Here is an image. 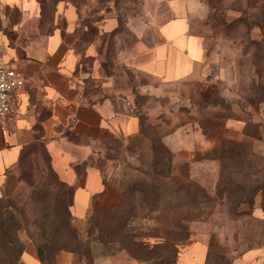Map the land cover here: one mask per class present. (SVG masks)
<instances>
[{
    "label": "crops",
    "instance_id": "1",
    "mask_svg": "<svg viewBox=\"0 0 264 264\" xmlns=\"http://www.w3.org/2000/svg\"><path fill=\"white\" fill-rule=\"evenodd\" d=\"M208 11L205 0H56L44 20L39 0H0V54L24 78L10 112L0 117V178L41 143L70 188L78 230L97 200L116 205L120 186L106 182L97 158L107 143L140 132V111L149 117L173 111L166 103L182 83L219 79L222 94H239L235 57L208 49ZM257 118L264 134V115ZM225 124L240 126L242 120L229 117ZM163 140L188 160L209 146L202 130L187 123L176 124ZM253 214L264 220L260 199ZM195 225L174 264H264V233L234 249L227 261L214 262L208 232ZM92 240L94 260L102 264ZM22 259L42 264L32 247ZM55 259L72 264L74 252L62 249Z\"/></svg>",
    "mask_w": 264,
    "mask_h": 264
},
{
    "label": "rangeland",
    "instance_id": "2",
    "mask_svg": "<svg viewBox=\"0 0 264 264\" xmlns=\"http://www.w3.org/2000/svg\"><path fill=\"white\" fill-rule=\"evenodd\" d=\"M55 1L39 0L44 20ZM205 1L208 49L235 57L240 95L222 94L219 79L182 83L166 103L173 111L155 117L140 111L145 115L141 132L107 143L97 162L106 182L122 187L123 197L114 210L97 200L90 219L114 245L110 249L92 238L102 264H173L175 252L194 237L195 223L209 234L214 262L227 261L234 249L263 238L264 220L253 210L256 199L264 206V134L257 118L264 115V0ZM140 100L142 105L146 99ZM229 117L242 125H226ZM180 123L200 128L209 140L190 160L163 140ZM69 197L70 188L57 180L43 145L32 144L0 178V264H11L20 247L24 263L28 247L40 260L75 243L66 212ZM90 220L83 231L76 227L81 237ZM122 245L133 254L119 249ZM72 264L89 263L74 253Z\"/></svg>",
    "mask_w": 264,
    "mask_h": 264
},
{
    "label": "trees",
    "instance_id": "3",
    "mask_svg": "<svg viewBox=\"0 0 264 264\" xmlns=\"http://www.w3.org/2000/svg\"><path fill=\"white\" fill-rule=\"evenodd\" d=\"M226 27H229V25L226 26ZM229 28H230V27H229ZM262 97H263V95L261 94L260 98L263 99ZM139 116H140V121H141V129H140V132H141V130H142V120L144 119L145 115L141 113V114H139ZM25 151H26V150H25ZM25 151H24V152H25ZM24 152H23V153H24ZM23 153H22V155L20 156L19 161H20V159L22 158ZM18 163H19V162H18ZM49 164H50V163H49ZM50 167H51V166H50ZM51 170L53 171L52 168H51ZM53 173L55 174L54 171H53ZM55 176H56V174H55ZM56 178H57V180H58L59 182H61L66 188H69L68 185H67L66 183L60 181V180L58 179L57 176H56ZM120 190H121V192H120V199H119V202H118L116 205L103 206L104 208H106V209H110V210H114V209H116V208L118 207V205H120L121 199H122V197H123V192H122V187H121V186H120ZM69 198H70V201H69V203L67 204L66 212L68 213V216L70 217V223L72 224V225L70 226V228L76 233V234H75V240H74L75 243L61 245V246H59V247L56 249V251H54L53 253L49 254L48 256H45V257L40 256L41 263H42V264H56L55 259H54L55 254H56L59 250H61V249H67V250L69 249V250L73 251L74 253L78 254L79 259H80L81 257H85V258L88 260V263H89V264H100V263H98V262H96V261L94 260V257H93V255H92L91 245H90V242H91L92 238H93V237L96 238V239H97V240H98L103 246L108 247V248H110V249H112L114 245L111 244V241H110V239H108V236H107V234H106V230H105L103 227L99 226V225L97 224V222H95V223L92 224V221H91L90 219H91L92 215L96 212V209H95V208H93V209L90 211V213H88V214L86 215V217H85V228H87V224H89V220H90V225H89V229L87 230V234H86L85 236L83 235V236L81 237L80 234L77 233V228H76V226L74 225V222H73L74 220H73V217H72V214H71V211H70L71 197H69ZM91 224H92V227H91ZM55 228H56V227H55ZM56 229H57V228H56ZM92 229H96V230H97V233H95V232L93 233V232H92ZM89 230H90V231H89ZM21 249H22V247H20V248L18 249V252H17L16 257L13 258V259L11 260V264H25V262L23 263L22 261H20ZM119 249H123V250H126V251L130 252V251L128 250V248H127L126 246H123V245L120 246ZM179 250H180V249H179ZM179 250H177V251L175 252V254H174L173 264L175 263V260H176V257H177V255H178ZM130 253H131V252H130ZM131 254H133V253H131ZM80 256H81V257H80Z\"/></svg>",
    "mask_w": 264,
    "mask_h": 264
},
{
    "label": "built area",
    "instance_id": "4",
    "mask_svg": "<svg viewBox=\"0 0 264 264\" xmlns=\"http://www.w3.org/2000/svg\"><path fill=\"white\" fill-rule=\"evenodd\" d=\"M23 83V76L13 66L8 65L0 54V117L7 115L13 93Z\"/></svg>",
    "mask_w": 264,
    "mask_h": 264
}]
</instances>
